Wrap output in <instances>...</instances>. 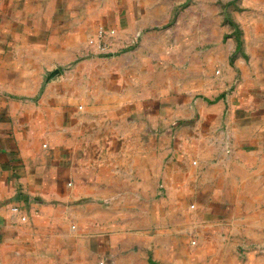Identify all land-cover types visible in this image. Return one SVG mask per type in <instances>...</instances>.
I'll list each match as a JSON object with an SVG mask.
<instances>
[{
  "label": "crops",
  "instance_id": "0c3cea01",
  "mask_svg": "<svg viewBox=\"0 0 264 264\" xmlns=\"http://www.w3.org/2000/svg\"><path fill=\"white\" fill-rule=\"evenodd\" d=\"M174 5L0 0V264H264V0Z\"/></svg>",
  "mask_w": 264,
  "mask_h": 264
},
{
  "label": "rangeland",
  "instance_id": "374dc122",
  "mask_svg": "<svg viewBox=\"0 0 264 264\" xmlns=\"http://www.w3.org/2000/svg\"><path fill=\"white\" fill-rule=\"evenodd\" d=\"M175 5L172 10L173 15H178L180 13H185L189 11V6H191L193 12H200V3L204 0H174ZM209 8L214 13L215 7L220 6L223 8V12L225 14H230L231 10L238 9L239 5H241V0H207ZM219 10V9H218Z\"/></svg>",
  "mask_w": 264,
  "mask_h": 264
},
{
  "label": "built area",
  "instance_id": "2783aa9c",
  "mask_svg": "<svg viewBox=\"0 0 264 264\" xmlns=\"http://www.w3.org/2000/svg\"><path fill=\"white\" fill-rule=\"evenodd\" d=\"M114 35H115V31L113 29H106L104 27H99L95 35L87 40V46L90 53L95 55L106 54L108 52L107 39L114 37ZM135 42H136V38H131L128 41L129 44H134ZM11 210L13 212H17L18 209L17 207H12ZM21 218L24 219L23 217Z\"/></svg>",
  "mask_w": 264,
  "mask_h": 264
},
{
  "label": "water",
  "instance_id": "95a60500",
  "mask_svg": "<svg viewBox=\"0 0 264 264\" xmlns=\"http://www.w3.org/2000/svg\"><path fill=\"white\" fill-rule=\"evenodd\" d=\"M59 73H60L59 69H54V70H52V71L49 73L47 79L52 78L54 75L59 74Z\"/></svg>",
  "mask_w": 264,
  "mask_h": 264
}]
</instances>
